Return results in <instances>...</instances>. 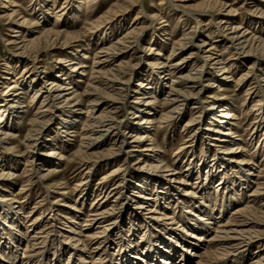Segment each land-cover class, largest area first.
<instances>
[{"label": "rangeland", "instance_id": "rangeland-1", "mask_svg": "<svg viewBox=\"0 0 264 264\" xmlns=\"http://www.w3.org/2000/svg\"><path fill=\"white\" fill-rule=\"evenodd\" d=\"M41 1H45V5L50 6L45 10L51 9L49 10L50 17L44 23L40 15ZM14 5L16 6L13 7ZM76 7L79 8L75 9ZM142 11H145L148 20L144 18ZM57 14L60 16L59 19ZM226 17L234 19L227 30L223 29L224 25L221 24ZM39 19L42 22V25L38 27L39 30L30 34L25 33L28 40L40 36L45 37V40L53 41L58 37V40L61 41L74 42L76 48L81 46L80 51H84L77 53V51H73L76 49L74 47L66 50L58 47L49 48L42 52L39 58H36L34 64H29L28 69L32 67L30 72L44 70L46 79L49 80L53 79L60 67L70 69L71 62H75L76 66L78 63L84 66L82 67L83 72L78 69V73H84V75L74 73L73 81L64 80L60 83L59 88L71 84L72 90L68 91V93H72L71 99L68 101L69 103H66L65 99L55 101L52 121L43 128H38L39 135L37 134L35 137L38 139L36 142H29L27 139L29 138L28 134L33 135V131L38 127L34 122L39 117L36 112L42 106L44 95L33 100L36 89L24 95L22 103L26 108H23L18 119L13 122L14 128L11 131L13 137L8 145L0 146V165H2L1 163L6 164L4 167L0 166V170L11 171L14 175L8 181L0 180V200H6L5 203L11 207L20 205L19 203H22L24 207L20 220L24 218L23 223L25 222L24 229L27 236L24 237V241L19 246L20 249L17 250L18 258L13 262L14 264H22L27 261L31 264L35 261L34 264H56L57 255L64 253L63 249L67 253L63 254L61 264H79L78 256L75 255L73 258L68 253L71 251V245L67 243L75 242L72 239H77L80 236L76 232L82 230V227L88 223L87 220H90L97 211L111 208L115 212L121 208L127 210L123 219L125 222L122 220L117 223L118 219H115L113 214L105 223H112L109 225L107 233L109 242L113 243L106 246L104 244L105 248L103 249L112 257L103 259L98 255L95 256V260L92 259L90 262L96 263L98 260L99 264L118 263L119 256L129 251L133 242L139 246L149 245L153 248L152 244L157 243L158 238L174 227L170 225V220L167 217L171 216L173 221H178L180 214L172 210L167 213L166 217L164 214L155 215L152 212L155 210L153 208H145L146 210L143 211L140 209L142 202L137 197V193L134 192L135 195H132L133 191H139L137 190L139 188L135 186L138 184L137 178L143 179V176L153 172L149 165L148 155H157L160 160H164L171 170L180 173L177 175L178 178L186 177V169L192 167L194 175L190 178V183L195 184V190L200 193L203 190L202 185L205 183L207 188L212 189L210 192L212 203L218 207L222 206L221 203L225 200L221 197L222 195L218 194L220 199L215 196V192H218V181L222 175L212 173L206 181L207 176L205 177V175L209 171L207 161L211 162L222 155L228 159L235 157L234 159L243 165H255L250 171V187L244 191V196H248L255 188L254 181L260 184L264 183V120L260 123L261 125L255 123V118L259 117L261 110L264 112V0H0V104L5 99L4 94L8 92L5 87L11 85L12 79L16 78L19 86L21 85L23 81L21 76H24L25 66L29 63L23 59H19L18 63L14 62L18 57H16V44L13 43L15 41L13 27L23 25L26 26V29L33 30V24L40 21ZM136 27H145L140 46L133 43L131 37L134 36L125 38L128 30ZM235 28L239 30L234 31ZM246 32L250 33L246 35L245 39L239 40V36ZM155 35H158L159 39L155 40ZM236 37L238 39H235ZM119 41H125L124 45H117L114 53L108 51L113 44L115 45ZM204 41L207 45L199 48L198 46L203 45ZM183 42L186 44L179 47L178 44ZM240 44H244L243 50H241L242 45ZM212 45L217 47V50L212 53L215 52L213 57L219 56V63L216 60L207 62L208 59H205L211 55V52L207 50ZM174 50L177 51V54L172 57ZM100 51L103 53H99ZM83 53L89 58L81 59ZM158 53L161 56H157ZM106 57H110V63L103 66L97 65V59ZM6 62H12V69L6 68ZM180 63L182 64L179 71L173 75L174 82L171 78L173 76L169 73L156 82L162 70L165 68L173 70L174 66ZM146 64H150V67H147ZM151 64L153 65L151 66ZM166 65L169 67H163ZM97 70L104 73L111 71L112 74L121 70L120 77L122 82L126 83L120 86L123 88V93L118 99L116 110L108 109L109 97L107 95L96 94V88H108L107 81L98 82L94 72ZM131 70L132 72H129ZM190 74H192L190 81L179 79L190 76ZM40 77V82L41 80L46 81L42 79L44 74ZM195 77H199V79L192 81ZM139 81L149 83L151 88L154 86V94H149L143 102L146 103L148 100L151 102L146 106L151 109L146 112L154 115H150L152 123L143 124L139 127L141 130L135 132L133 129L137 127L138 122L150 117L148 115L144 118L145 114H140L141 117L138 119L133 115L135 107L138 106L135 102L140 94L139 88L136 86ZM108 89L106 92H109V95H114L112 89L110 87ZM172 90L191 93L186 97L185 104L179 105L178 113H173L174 106L168 105L166 100L170 93H174ZM151 91L152 89L149 92ZM260 99L262 102L257 107L259 112L253 111L254 105ZM97 100L98 106L92 108L91 105ZM218 103L221 104L219 106L223 110L236 115L237 119L232 120V125L226 126V128L232 129L236 135V137L234 136V140H237L235 142L213 141L212 137L215 133L204 131L206 128L214 131L222 128L215 122L220 119L210 111ZM68 109L71 110V113L63 114L60 111ZM91 111L94 113L92 116H90ZM103 111L112 112L113 119L108 118L109 122L105 123L110 124L111 129L106 138L98 140L99 147L89 152L90 157L83 160L80 153L87 150L85 147L89 142L85 139L89 134L85 132L84 124L102 115ZM170 118L175 119L171 121ZM63 119L69 121L76 119L74 129L66 132L62 128L64 126ZM212 133L213 135H211ZM86 134L87 136L84 137ZM136 134L142 135L146 139L144 138V141L138 143L136 138L140 136ZM204 135H207L206 138ZM123 140L124 143H122ZM234 147L239 150H234ZM144 148L151 150L148 152L141 150ZM137 150L140 151L136 153ZM51 151L63 155L65 159L59 161L54 158L52 164L43 165L34 158L35 154H41L47 158ZM108 154H111V157L114 154V157L103 158ZM136 155L141 156L133 157ZM22 156L28 157V161L34 162V169L35 166L41 169L33 174V165L31 166L26 159L23 160ZM85 162L87 164L84 166ZM116 166L120 167L121 171L110 177ZM88 172L90 173L88 174ZM197 174H202V178ZM165 175L166 173L157 171L155 177L159 181L157 183H165L166 181L163 179ZM235 175L240 176V174L232 172L227 174L228 187L230 186L234 190L239 189L237 187L240 184L238 178H234ZM105 177H107V181L115 180L103 189L100 185L103 184ZM119 182L124 184L122 194H108L106 198L107 189H111ZM188 188L193 187L182 186L180 192ZM4 189H7L8 192H5ZM85 189L90 190L91 197L80 210L79 214L83 216L77 219L78 224L75 227H72L73 224H69V220L66 221L61 217H57L56 220L52 219L51 225L48 223L49 221H46L47 218L55 215V210H61V213H65L64 215L72 211L65 207L66 202L68 205H74V202L78 201L80 191ZM140 191L148 195L153 192L148 189ZM64 192L65 195H62ZM102 198L104 200H101ZM245 198L248 199L250 196ZM262 200L256 201L252 207L254 211L259 209L263 203ZM233 209L234 207H230L219 221L230 220L231 217V222L236 221L235 218L239 220L238 215L233 213ZM130 210L139 211V222L150 226V231H148L149 228H140V231L134 229L133 233L128 231V218L130 214H134ZM29 215L30 217L26 220L25 217ZM249 216L264 220L262 216L257 217L255 214L254 217H252L253 215ZM40 217L45 218V221H39L35 225V221ZM151 217H154L156 222L150 220ZM162 217L164 220L159 219ZM152 227H156V229ZM72 228L74 231L70 233L69 230ZM213 228L215 229V226H212ZM85 229H91L93 233L100 232L97 225H92L90 228L85 227ZM35 234L37 238L34 240L32 236L35 237ZM100 243V241H96L93 244L88 243L86 249L82 246L80 248L91 251ZM250 248V257L241 264H249L259 252L264 253V230L260 231L254 245ZM189 249L190 252L194 251L192 247ZM214 249L213 246L205 245L200 249V253L204 255L206 251ZM5 255L4 257L8 259L9 256ZM191 256L194 258V254ZM208 258H204L207 264L222 263L214 258ZM187 264H192V261Z\"/></svg>", "mask_w": 264, "mask_h": 264}, {"label": "bare ground", "instance_id": "bare-ground-1", "mask_svg": "<svg viewBox=\"0 0 264 264\" xmlns=\"http://www.w3.org/2000/svg\"><path fill=\"white\" fill-rule=\"evenodd\" d=\"M45 4H46L45 1H41L40 15L42 16L41 20H44L43 23L48 21L50 17L49 10H51V9L45 10V8L50 7L48 5L46 6ZM15 6L16 5H14L13 7ZM53 7L55 6L53 5ZM62 8H63L62 10H64V7ZM77 8L79 7H76L75 9ZM142 14L144 18L148 20V18L145 16L146 15L145 11H142ZM56 16L59 19L60 16L58 14ZM41 20L33 24L32 26L34 27L33 30L26 29V26H23V25L13 27L14 28L13 33H15V35L13 36L15 41H13V43L16 44V48H17L16 57H18V59L14 62L18 63L20 62L19 59H23V61L29 62V63L26 64L25 66L24 74H23L24 76H21L23 79L21 85L19 86L15 78V79H12L11 85H9L8 87L7 86L5 87L6 89H8V92L4 94L5 99L0 104V146L8 145L10 139L13 137V133H11L12 128H14L13 122L18 119L19 114L22 112L23 108H26V106L23 105L22 103L23 102L22 99L24 98V95H26L27 93L33 92L31 90H35V89L36 91L34 93L33 100L37 97L41 98L44 95L43 96L44 100H42L43 102H41L42 106L40 105L41 107H39L38 111L36 112V115H38L39 117H37V119L34 122L35 125L38 127L36 130L33 131L34 133L33 135L28 134L29 138L27 139V141L29 142L30 141L36 142L38 139H36L35 137H37V134L39 135L38 128H43L44 126L48 125L52 121V114L55 111L53 110V107H54L53 104H56L55 101L56 100L58 101V99H65V102L67 103L71 99L70 96L72 93H68V91L72 90L71 84L69 83L67 84V87L63 86L59 88V86H61L60 83L64 80L73 81L75 77V75H73L74 73H77V75L79 74L84 75V73H78V69L82 71V67L84 66L80 65V63H78L77 64L78 66H76L74 61H73L74 63L71 62L72 65L70 69L60 67L58 69V73L55 76H53V79L47 80L44 70L43 71L38 70L37 72L35 71V73H34V70L30 72L32 67L28 69L29 64H32V63L34 64V62L36 61V58H39L40 54H42V52L48 50L49 48L58 47V48H61L62 50L72 49V47L76 48L74 42L70 43L69 40L61 41L60 39L58 40V37L55 38L53 41L45 40V37H40V36L28 40L25 33L28 32L30 34L34 31L36 32L37 30H39L38 27L42 25ZM232 20H234L232 17H226L221 23L222 25H224L223 29L227 30L230 26L229 24L232 23ZM144 30H145V27H139V28L136 27L134 29H129L125 38L134 36V37H131V39L133 40V43L137 44V46H140L141 36ZM238 30L239 29L237 28L234 29V31H238ZM249 33L250 32H246V34L239 36L240 37L239 40L245 39L246 35H248ZM156 39H159L158 35H155V40ZM235 39H238V37H236ZM124 43L125 41L116 42V44L115 45L113 44V46L109 48L108 51H111L112 53H114L115 52L114 50H116V46L124 45ZM185 44L186 43L183 42V43L178 44V46L183 47ZM206 45L207 43L204 41L203 45H200L198 47L201 48ZM240 45H242L241 50H243L244 44H240ZM80 48L81 46H79V48L77 46V48L75 50L73 49V51L75 52L77 51V53L83 52L84 50L80 51ZM150 49L154 50L153 48H150ZM214 50H217V47L212 45V47H210V49L207 50L211 52V55L207 56V58L205 59H208L207 62L216 60V62L219 63L220 62L219 56L213 57L215 52L212 53V51ZM251 51H252V48H251ZM99 53H103V52L100 51ZM176 54H177V51L174 50L171 56L173 57ZM71 55H74V53H71ZM157 56H161V54L158 53ZM88 58H89L88 55L83 53L81 59L86 60ZM109 58L110 57H106L103 59H97L98 60V61L96 60L97 65L103 66L105 64L110 63ZM202 59L204 61V58ZM11 63L12 62H9V63L6 62V66H7L6 68L9 70L12 69ZM181 64L182 63L176 64L173 70L172 68H169V70H167L166 68H165L166 70L165 69L162 70V73H161L162 76L161 75H160L161 77L158 76L159 78H157V80L155 79L156 82L157 81L159 82V79H161L164 75L168 73L171 74V76L175 75V73L179 71ZM152 65L153 64H151V66ZM146 66L150 67V64H146ZM163 67H169V66L166 65ZM99 68H101V66H99ZM224 71L226 72L225 69ZM94 72L96 74L95 77L98 79V82H100L101 80L108 82L107 87L108 88L110 87L112 89V91L114 92L113 94L116 95L117 98H115L116 96L114 95H109L110 94L109 92H106L107 90H109L108 88L107 89L96 88L95 89L96 94L97 93L104 94L109 97L108 109L117 108V105H118L117 103H119L118 99L119 97H121L123 93L122 92L123 88L120 86H123L126 83V82L125 83L122 82V78L120 77L121 70L115 74H112L111 71H107L106 73H104L102 71L97 70ZM129 72H132V70ZM8 74H11V72H8ZM43 74H44V77L42 79L46 81L44 82L41 80L40 82V78H41L40 75H43ZM109 75H112V77H109ZM191 76L192 74H190V76H185L179 79L183 81H190ZM171 78H172V81L174 82V79H175L174 76ZM195 79H199V77L193 78L192 81ZM136 86L137 88H139L140 94H139L138 100H136L135 102V104H137L138 106L135 107V113H133V115L137 117L138 119L141 117L140 114L142 115L145 114L144 118H146V116L148 115L149 116L154 115V114H149L150 112H146L147 110L151 109L150 107H146L147 105H150L151 102H148L149 101L148 100L146 101V103H143L149 94H154V89H153L154 86L151 88V86H149V83H145L143 81H139ZM151 89L152 91L149 92ZM172 92L174 93H170V95L168 96V99L166 100H167L168 105L174 106V109L172 110L173 113H178L177 111L179 109V105L181 103L185 104L186 97L191 95V93H186L185 91H181V90L179 91L172 90ZM260 102H262L261 99L258 101V103L254 105L255 109H253V111L259 112L257 107L260 106L261 104ZM98 104L99 102L97 100L96 102H93L91 106L93 108L95 106H98ZM219 105L221 104L218 103L214 105L210 109V111L213 112L214 116L220 119V121H215V122L221 125L222 128L217 129V131H214L213 129H210V128H206L204 131L215 133V135H213V133L211 134L213 135L212 137L213 141H216L219 143H223L226 141L235 142L237 141V140H234V136L236 137V135H234V133L232 132V129H228L226 128V126L232 125L231 123L232 120L237 119L235 118L236 115L233 112L228 113L227 110H223L222 107H220ZM56 109L59 110V108H56ZM70 109H68L67 111H62V110L60 111L63 112V114L71 113ZM111 111L109 112L103 111L102 115H99L98 117L94 116L95 118L91 119L87 124H84L85 132L89 134L88 137H86L85 139L89 140V142H87V145L85 147L87 150L80 153V156L83 158V160H85L84 158L88 159L90 157L89 152L94 151L96 148L99 147V144L97 142L100 138L103 139L104 137L106 138L108 136L107 133H109L111 127H110V124H105V123L109 122L108 118L113 119ZM92 115H94L93 111H91L90 116ZM5 117L7 118L6 120H5ZM151 117L152 116L148 117V119H143L142 122H138L137 124L138 128L136 127L133 130L135 132H138L141 130L139 129V127H141L143 124L152 123L153 121L152 119H150ZM263 118H264V112L261 110L259 117L255 118L256 125L260 124L264 120ZM8 119L9 121H7ZM173 119L175 118H170L171 121H173ZM210 119L212 120V118ZM75 123H76V119L72 121L63 119L64 126H62V128L65 129L67 132L68 130L74 129ZM87 134L84 135V137L87 136ZM136 135L140 136L136 138L138 143H141V141H144L143 139L145 137H142V135H139V134H136ZM206 136L207 135H204V138H206ZM32 138H35V139H32ZM136 139L133 141L134 143L136 142ZM122 143H124V140L122 141ZM141 150L148 152L151 149L144 148ZM234 150L238 151L239 148L237 149L236 147H234ZM139 151L140 150H137L136 153H138ZM137 156H141V155H136L133 157H137ZM148 156L150 159L149 165L152 168L151 170L153 172H149L147 176H143L144 177L143 179L137 178L136 181L138 182V184H135V186L139 188L137 189L139 191L138 192L133 191L132 195H135L134 192L137 193L136 194L137 197L142 202V204H140L141 210L144 211L145 208H153L155 210L152 212L155 213V215L160 216V214H164V216L166 217L168 216L167 213H169L172 210H175V213L177 211L180 214L179 216L180 219L178 221H173V218H171V216L167 217L168 220H170V225H173L174 227L170 230H167L164 235L158 238L157 243L152 244L153 248L152 246H149V245L139 246V244H137L139 246L138 247L135 244V242H133L132 243L133 245H131V247L133 248L130 247L129 251H126L124 255H120V256L117 255L120 257V260L118 261V263H115V264H187L189 262L191 263V261H192V264H207L204 260L205 257H209L208 259L214 258L216 260H219L222 262L221 264H241L243 261L249 258L250 257L249 253L251 249L250 247L254 245L255 239L257 236H259L260 231L264 230V220H261L260 218H250L249 216V215H253L252 217H254V214H255V216L257 217L262 216V219L264 218V199L263 200L261 199V198H264V183L260 184L254 181L253 184H255V188H253V190L248 194V196H244V191L248 187H250V177H249V175L251 174L250 171L253 168L252 166H255V165L253 164L243 165L240 161H236V159H234L235 157L228 159V158H225L224 156L222 157V155L221 157L219 156L218 159H215L213 161L211 160V162H208V161L206 162L207 164L209 163L207 165L209 168V171L208 173L206 172L207 175H205V177L207 176L205 178L206 181L208 180L210 175H212V173L213 174L218 173L219 175H222L220 180L218 181L219 183V186L217 188L218 192H215L216 193L215 196L219 198V196L222 195L221 197H223V199L225 198V200L222 201L221 203L222 206L220 205L218 207L216 204L212 203V199L210 198V192L212 189L207 188L206 184L203 183L204 184L202 185V188H203L202 192L204 193L203 195L202 192L201 194L199 191L195 190L196 188V186L194 187L195 184L192 185L190 183L189 180L194 175L192 167H188L186 169L185 171L187 173L186 177L178 178L177 175H179L180 173L178 174L174 170H171L169 166L164 163V160H160L157 157V155H148ZM22 157H23V160L26 159L27 162L31 166L33 165V169H32L33 174H36L37 171L41 169V168H38V166H35V169H34V164H33L34 162L28 161L29 159L28 157H25V156H22ZM49 157L53 159L51 158L47 159ZM105 157H111V154H108L104 156L103 158ZM112 157H114V154ZM34 158L37 159V161L39 160L43 165L52 164L54 161V158L55 160L59 159V161H63L65 159L63 158V155L57 154L56 152H53V151L49 153L47 158L41 154H35ZM1 164L2 165L0 166H3V167L6 165V164L3 165V163ZM86 164L87 162H85L84 166ZM119 169L120 167H117V166L114 167L113 172L110 175V177H113V175L121 171ZM157 171L159 172L162 171L163 173H166V175L163 176V179L164 181L171 182V183H166V182L157 183L159 182L155 179V177L157 176ZM228 172H232L233 174L234 173L240 174L239 177H237L236 175L234 176V178L236 179L238 178V181L240 183L239 187H237L239 189L234 190L233 188H230V186L228 187V184H229V179L227 177ZM89 173L90 172H88V174ZM197 175L202 178V174L201 175L197 174ZM13 176L14 175L11 173V171L6 172L5 169L0 170V180L2 181H8L12 179ZM106 178L107 177L104 178L105 180L103 181V184L100 185L103 189L107 188L109 183H111V181L115 180V179H111V181H107ZM201 178L200 180H202ZM197 180H199V178H197ZM182 186H191L193 188L185 189V191H182L183 192L182 193L180 192ZM123 187H124L123 182H119L117 185H114L111 189H107L108 192H106V195H107L106 198L108 197V194L117 195L118 193L121 195L122 194L121 192L123 191ZM144 189H148L153 192L148 195L140 191ZM4 191L8 192L7 189H4ZM219 192H221L222 194ZM62 195H65V192ZM249 196L250 198L248 199L245 198ZM89 197H91V193L89 189L80 191L78 201L74 202V205H70V204L68 205V202H66L67 204L65 205V207L70 208L72 211H70L67 215H64L65 213H61V210H55V215L54 216L52 215V217L47 218L48 220L46 221H49L48 223L51 225L52 219L56 220L57 217H61L66 221L69 220L70 221L69 224H73L72 227L73 226L75 227V225L78 224L77 219H80L83 216L79 214L81 212L80 210L86 204ZM103 198L101 200H104ZM98 200L100 202V199ZM258 200H262L263 203H261L258 210L254 211L252 207ZM106 201L107 200L105 199V203ZM5 202L6 200H0V216H1L0 217V264H14L13 262H15L18 258L17 250L20 249L19 246L24 241V237L27 236L26 235L27 233H25V229H24V226H25V222L23 223L24 218L20 220V215L22 214V210L24 207L22 206V203H19L20 205H13L11 207L7 205ZM230 207H234L232 211L234 214L238 215L240 219L237 220L235 218L236 221L231 222L230 221L232 218L231 217L230 220L226 219L220 222L219 220L224 217V214ZM126 211L127 210H124V208H121L117 210V212H115V210L111 208V209L104 210V211L103 210L97 211L96 214L94 215L92 214L93 217L90 220H87L88 223H86L82 227V230H79L76 232L77 235H80V236L77 237V239H72L75 242H73V244L67 243L68 245H71L70 247L71 251H68V253H70V256H72L73 258H75V255L78 256L79 264H99L98 260L96 261V263L90 262V260L92 259L95 260V256H98V255L100 257L102 256L103 259L111 258L112 255L108 254V252H104L103 248H105L107 244L113 243V242H109L108 233H107L109 231V225H112V223L111 224L109 223L105 224V223L107 219H109L113 214L115 215V219H118L117 223L122 221L126 215ZM130 211H132L134 214H130L128 218L129 219L128 231L133 233L135 231L134 229L140 231L141 230L140 228H143V229L149 228L148 231H150L151 229L150 226H147V224H143L139 222L138 220L140 218V215H138L139 211L138 210H134V211L130 210ZM28 217H30V215L25 217V219L27 220ZM44 219L45 218H41V217L38 218L35 221V225H37L39 221L44 222L45 221ZM149 219L156 222L154 217H151ZM159 219L164 220L163 217ZM123 222L125 221L123 220ZM159 223H156V224H159ZM92 225L99 226L100 232L96 231L93 233L91 229H85V227L90 228ZM113 226H114V223H113ZM212 226H215V229L214 228L212 229ZM152 228L156 229V227H152ZM71 231L72 232L74 231L73 228L69 230L70 233H72ZM36 234H35V237H33L34 235L32 236L34 240L37 238ZM131 235H134V234H131ZM96 241L101 242L98 247H95V249L91 251L84 250L88 248L87 247L88 243L93 244ZM205 245L213 246V248L215 249L213 251H206L204 255H201L200 249ZM80 246L84 247V249L80 248ZM191 247L194 249L193 252L192 251L190 252L189 248ZM39 252L41 253V251ZM63 252L67 253L65 252V249H63ZM64 253L57 255L58 260L56 264L62 263V258L64 256L63 255ZM5 254L9 256L8 259H6L7 257L6 258L4 257ZM192 254H194V258H192L191 256ZM22 264H31V263L27 261V262H23ZM111 264H114V262H111ZM249 264H264V253L259 252V254H257V256H255L252 259V261H250Z\"/></svg>", "mask_w": 264, "mask_h": 264}]
</instances>
